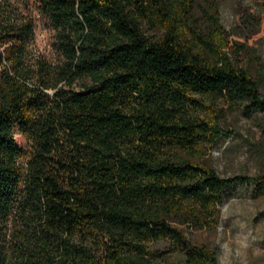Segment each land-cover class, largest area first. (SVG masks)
Segmentation results:
<instances>
[{"label":"trees","instance_id":"trees-1","mask_svg":"<svg viewBox=\"0 0 264 264\" xmlns=\"http://www.w3.org/2000/svg\"><path fill=\"white\" fill-rule=\"evenodd\" d=\"M217 2L214 45L193 0H0V264H219L172 224L214 228L237 184L264 195V173L221 177L173 153L232 133L212 100L264 111L259 80L222 48ZM36 17L60 57L30 83Z\"/></svg>","mask_w":264,"mask_h":264},{"label":"rangeland","instance_id":"rangeland-1","mask_svg":"<svg viewBox=\"0 0 264 264\" xmlns=\"http://www.w3.org/2000/svg\"><path fill=\"white\" fill-rule=\"evenodd\" d=\"M215 0H193V26L203 39L215 45L210 15H214ZM218 15L223 29L222 48L234 59L238 49V64L260 82L264 97V0H218ZM57 29L36 17L34 38L27 47L26 65L32 70L30 83L39 76V67L56 65L59 55L52 42ZM188 41L202 49L193 35ZM205 58L213 59L207 48ZM60 83L59 85H62ZM80 82L73 83L78 90ZM54 90H48L52 95ZM210 103V101H208ZM208 103V104H209ZM219 110L212 115L213 122L232 133L215 144L190 150H173L185 160L212 168L221 177L236 175L258 176L264 173V111L248 114L241 105H230L220 99L212 100ZM18 143H23L15 135ZM174 156V158H177ZM254 184H237L227 190L214 228H196L181 218L172 224L193 244L216 250L219 264H264V195H253ZM160 264H181L175 257L162 255Z\"/></svg>","mask_w":264,"mask_h":264}]
</instances>
